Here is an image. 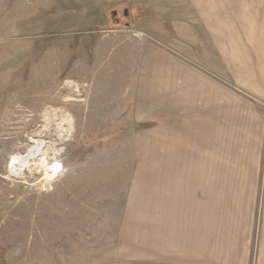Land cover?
Segmentation results:
<instances>
[{
  "label": "rangeland",
  "instance_id": "1",
  "mask_svg": "<svg viewBox=\"0 0 264 264\" xmlns=\"http://www.w3.org/2000/svg\"><path fill=\"white\" fill-rule=\"evenodd\" d=\"M166 1L0 0V264H149L150 153L197 126L166 132L148 120L147 106L108 82L119 48L148 42L150 22L171 34L161 17ZM230 3L246 6L231 10L244 17L237 22L264 20V0ZM123 11L119 23L113 13ZM38 141L46 151L32 174H13ZM232 228L221 226L218 248ZM235 236L233 261L260 264V227L237 226ZM225 254L215 264H233Z\"/></svg>",
  "mask_w": 264,
  "mask_h": 264
},
{
  "label": "crops",
  "instance_id": "2",
  "mask_svg": "<svg viewBox=\"0 0 264 264\" xmlns=\"http://www.w3.org/2000/svg\"><path fill=\"white\" fill-rule=\"evenodd\" d=\"M239 7L246 8L230 0L166 1L161 17L171 34L154 20L148 42L118 50L109 87L131 93L166 132L197 126L150 153L149 264H215L222 251L236 260L233 234L243 224L260 227L264 264V20L237 22L244 17L230 15ZM221 226L233 234L218 248ZM249 242L240 259L246 263Z\"/></svg>",
  "mask_w": 264,
  "mask_h": 264
},
{
  "label": "bare ground",
  "instance_id": "3",
  "mask_svg": "<svg viewBox=\"0 0 264 264\" xmlns=\"http://www.w3.org/2000/svg\"><path fill=\"white\" fill-rule=\"evenodd\" d=\"M66 125H68L69 127L71 126V123L69 120H67ZM65 128H63V126H59V128H58V133H59L60 138H62L66 134L67 130ZM45 147L46 146H45L44 142H42V141L35 142L34 146L28 151V153L26 155L18 157L17 165L14 169L13 174L21 173L22 176H24L26 172L29 174H32L31 167L34 165L33 162L36 159H38L41 155L44 154V150L46 151ZM46 153H48V152H46Z\"/></svg>",
  "mask_w": 264,
  "mask_h": 264
},
{
  "label": "flooded vegetation",
  "instance_id": "4",
  "mask_svg": "<svg viewBox=\"0 0 264 264\" xmlns=\"http://www.w3.org/2000/svg\"><path fill=\"white\" fill-rule=\"evenodd\" d=\"M113 16L117 19V22H121L122 19L128 18V12L123 11L122 13L120 12H114Z\"/></svg>",
  "mask_w": 264,
  "mask_h": 264
},
{
  "label": "built area",
  "instance_id": "5",
  "mask_svg": "<svg viewBox=\"0 0 264 264\" xmlns=\"http://www.w3.org/2000/svg\"><path fill=\"white\" fill-rule=\"evenodd\" d=\"M140 38V37H139Z\"/></svg>",
  "mask_w": 264,
  "mask_h": 264
}]
</instances>
